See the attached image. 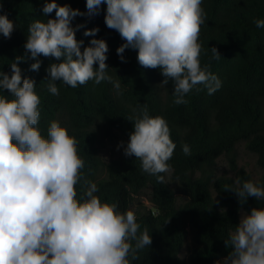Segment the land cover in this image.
Instances as JSON below:
<instances>
[{"label":"clouds","instance_id":"1","mask_svg":"<svg viewBox=\"0 0 264 264\" xmlns=\"http://www.w3.org/2000/svg\"><path fill=\"white\" fill-rule=\"evenodd\" d=\"M102 4L106 26L125 41L116 49L120 60L126 62V49L137 50L142 67L159 69L162 85L172 82L174 104H186V94L197 85L209 95L222 86L210 66L200 61L199 36L206 19L202 0H86V12L46 0L43 16L55 12V18L34 20L27 29L24 55L13 59L10 73L0 71V92L10 93L0 94V264H133L152 244L151 234L147 228L141 231L132 210L121 212L116 203L96 195L97 185L82 175L85 161L67 127L52 120L47 135L42 134L36 82L23 77L19 66L31 59L29 70L38 72V57L59 61L46 70L47 90L54 96L59 95L58 81L71 88L107 81L120 92V81L108 72L107 42L93 38L81 50L84 41L76 38V31L84 25L72 26L78 16L98 15ZM0 13V34L10 39L16 25L3 13L2 3ZM254 23L264 28V19ZM98 32V27L88 29L84 36ZM211 52L213 60L222 57L216 47ZM133 113L127 118L133 131L126 147L121 141L117 148L123 147L126 157L140 161L143 173L165 184L162 174L172 173L168 161L176 148L168 122L150 115L146 104ZM182 151L191 155L187 143ZM234 185L226 184L223 191L234 193L241 206L249 197L264 201V185L239 178ZM225 246L231 251L222 264H264V207L241 215Z\"/></svg>","mask_w":264,"mask_h":264},{"label":"trees","instance_id":"2","mask_svg":"<svg viewBox=\"0 0 264 264\" xmlns=\"http://www.w3.org/2000/svg\"><path fill=\"white\" fill-rule=\"evenodd\" d=\"M45 2L0 0L3 13L16 25L10 39L0 34V71L10 73L13 59L24 55L27 29L34 20L55 18V12L43 16ZM56 2L87 11L86 0ZM202 7L206 19L199 36L203 48L201 65H209L222 86L209 95L203 85H197L186 94V104L173 103L172 82L162 85L164 77L159 69L142 67L137 50L126 49L123 54L126 62L120 60L116 49L125 41L106 26V4L100 6L98 15L74 18L72 26L84 25L76 31V38L84 41L81 50L90 46L93 38L107 42L108 72L120 81V92L107 81L99 85L89 81L77 88L58 81L59 95L54 96L47 90L46 70L59 61L38 57L41 61L38 72L29 70L34 62L31 59L19 65L22 76L36 82V92L41 98L38 127L42 134L47 135L52 120L66 126L78 141L79 155L85 161L82 175L97 185L96 195L102 201L116 203L121 212L132 210L141 231L147 228L151 234V246L139 252L141 260L133 264L221 263L231 251L225 240L239 224L240 213L264 207V201L252 197L241 206L234 193L223 191L226 184L235 186L237 178L264 185V174L256 180L237 163V147L244 143L264 169V28H257L254 23L256 19H264V0H202ZM97 27L95 37L84 36V31ZM212 47L220 52L219 60L211 59ZM0 94L10 95L7 90ZM144 104L150 115L162 116L168 122L171 139L176 144L168 161L173 169L170 176L188 196L183 204H178L167 173L162 174L167 183H157L155 176L141 171L140 161L134 156L123 155L107 162L100 154L101 137L112 131L129 140L133 122L127 118L134 115V108ZM185 143L191 148L190 156L182 151ZM222 156L228 157L232 176L218 174ZM102 171L105 175L100 177ZM147 189H151L152 207L135 208L137 198ZM77 192L83 194L80 185ZM189 238L192 246L188 256L182 258Z\"/></svg>","mask_w":264,"mask_h":264},{"label":"rangeland","instance_id":"3","mask_svg":"<svg viewBox=\"0 0 264 264\" xmlns=\"http://www.w3.org/2000/svg\"><path fill=\"white\" fill-rule=\"evenodd\" d=\"M124 142V146L126 147L127 140L123 139L119 134L112 131L111 133L102 136L100 143H99V150L102 158L105 161H110L113 159H118L124 155V148L121 147L117 148V145L120 144V142ZM237 163L239 167H244L248 172L251 173L254 179L258 180L262 175L264 174V169L258 166L257 163V156L253 154L252 152H249L245 148L244 143H240L237 147ZM218 174L219 175H228L232 176L233 172L231 170L229 159L227 156H222L218 161ZM105 175V172L102 171L100 173V177H103ZM167 181L175 191V194L177 196L178 204H183L187 201L188 196L187 194L181 189V187L178 185L177 182H174L171 180L170 174L167 175ZM151 199V189L145 190L136 201V207L135 208H141L142 205L151 208L152 204L150 202ZM245 214V212L240 213L241 215ZM192 246V243L190 241V238L187 243V248H185L182 253L181 257L186 258L188 256L189 247ZM222 264V262L220 263Z\"/></svg>","mask_w":264,"mask_h":264}]
</instances>
